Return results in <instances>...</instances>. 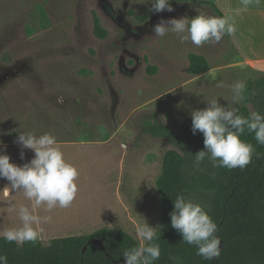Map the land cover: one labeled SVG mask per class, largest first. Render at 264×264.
<instances>
[{"label": "crops", "instance_id": "1", "mask_svg": "<svg viewBox=\"0 0 264 264\" xmlns=\"http://www.w3.org/2000/svg\"><path fill=\"white\" fill-rule=\"evenodd\" d=\"M195 1L171 0L172 4H201ZM202 1L216 5L234 24L235 32L226 40L210 43L214 44L212 54L184 47L190 45V41L181 43L178 51H185L181 66L176 60L162 66L151 60L149 65L158 69L155 74H149L147 67L144 73L133 77V81L141 79L137 90L143 99L132 107L125 105L127 108L119 114L120 95L101 91L103 85L92 78H73L78 86L73 88L75 90H67L63 80L56 76L54 79L53 74L42 78L45 86L37 95L31 92L16 94L15 100L21 102L22 108L47 116L38 123V129L31 131L38 132L37 135L48 132L54 135L65 158L79 170V191L69 207H57L50 212L45 206L37 209V214L50 216L52 220V224L41 225L46 236L41 242L43 245H49L54 238L91 235L100 229H121L136 239L132 220L147 222L156 227V231L161 228L163 208L157 182L163 173L165 154L173 146L165 138L143 133L135 123L140 113L155 112L169 127L181 132L184 120L192 118L191 111L183 108L186 100L182 96L206 87L216 88L214 94L228 96L225 106L237 110L243 105L251 108L252 104L244 99L245 91L237 102L231 86L236 81H243L247 87L252 80L264 76V0ZM201 5L219 17L211 5ZM195 52L209 61V69L198 75L187 71L189 54ZM209 54L215 58L213 63ZM218 55L222 58L218 59ZM62 70L59 71L61 75ZM159 79L174 84L147 94L148 88ZM193 82L197 84L189 85ZM18 104L16 102V107ZM0 141V149L13 163L22 166L34 157L32 150L24 149L21 159V148L15 143L16 139ZM150 166H154L153 170ZM148 179L147 184L145 180ZM8 183L6 179H0V189ZM102 193L106 203L99 207L94 197ZM22 197V193L12 196L14 199ZM24 205L30 207L31 202L26 200ZM13 217L9 200L0 199V232L19 226L18 216L15 220Z\"/></svg>", "mask_w": 264, "mask_h": 264}, {"label": "rangeland", "instance_id": "2", "mask_svg": "<svg viewBox=\"0 0 264 264\" xmlns=\"http://www.w3.org/2000/svg\"><path fill=\"white\" fill-rule=\"evenodd\" d=\"M172 7V12L156 13L150 10L151 0L146 4L135 0H0V140L17 139L20 132L40 127L38 123L47 116L25 110L15 97L23 92L37 95L45 86L42 78L53 74L54 79L63 80L67 90L78 86L73 78L97 80L103 85L101 91L120 95L118 114L127 108L125 105L132 107L140 102L144 97L137 90L141 79L133 81V77L144 73L151 60L161 66L172 60L180 66L184 63L185 51H178L182 45L177 36L171 33L164 38L154 36V26L161 19L193 18L200 12L214 16L210 8L201 4L175 3ZM94 12L109 32L105 39L94 34ZM44 13L50 14L53 26L28 36L27 27L37 26ZM184 47L210 54L214 50V44L210 43L196 47L190 42ZM210 56L213 63L215 58ZM173 84L156 80L147 94ZM213 91L216 88L206 87L182 96L186 100L183 108L203 109L207 107L206 100L211 99L225 104L228 96ZM16 102H19L17 107ZM250 110L254 112L252 106ZM153 167L150 166L152 170ZM145 181L148 184L149 179ZM104 197V193L95 195L97 206L105 205ZM26 200L12 198L17 205L13 210L14 220L19 205ZM51 221L46 224H52Z\"/></svg>", "mask_w": 264, "mask_h": 264}, {"label": "trees", "instance_id": "3", "mask_svg": "<svg viewBox=\"0 0 264 264\" xmlns=\"http://www.w3.org/2000/svg\"><path fill=\"white\" fill-rule=\"evenodd\" d=\"M211 5L219 17H224L210 1L196 0ZM94 34L100 39L108 36L101 19L94 12ZM50 14L44 13L37 26L26 29L32 37L53 26ZM229 38L225 35L223 40ZM209 69V61L203 55L189 54L188 73L201 74ZM149 65L147 72H157ZM245 101L252 104L254 112L264 115V76L248 83ZM238 114H251L248 106L238 109ZM143 133L165 138L173 148L164 158L163 173L157 182L162 208L163 223L157 231L161 256L154 264H264V145L254 138V133L245 131L241 137L254 146L252 162L244 169L229 170L214 167L206 159L199 170L193 167L194 155L204 149L202 133L192 132V118H186L181 132L169 127L155 112L145 111L136 118ZM183 194L205 210L217 224L216 235L221 239V255L205 260L196 254L197 248L182 241V236L171 226L170 213L174 200ZM99 239L102 249L94 242ZM138 246V241L121 229H100L91 235L54 238L49 245L41 241L26 242L18 246L0 237V255H6L8 264H125L122 253Z\"/></svg>", "mask_w": 264, "mask_h": 264}, {"label": "clouds", "instance_id": "4", "mask_svg": "<svg viewBox=\"0 0 264 264\" xmlns=\"http://www.w3.org/2000/svg\"><path fill=\"white\" fill-rule=\"evenodd\" d=\"M148 2L135 0V3ZM150 10L160 13L165 10L172 12L174 9L171 0H151ZM235 30L234 24L227 18L209 16L203 12L193 18L161 19L153 28L154 36L164 38L170 33L175 34L182 44L190 41L196 47L219 43L225 35ZM231 88L238 102L243 98L246 85L243 81H236ZM206 102V108L193 109L190 113L193 134L200 132L204 136V149L194 155L193 167L199 170L208 159L214 167L229 170L246 168L252 162L255 149L241 137L247 130L248 133H254L258 144L264 145V115L252 112L244 117L238 114L236 108L221 105L217 99ZM15 143L21 148V159L24 158V149L32 150L34 157L21 166L11 162V157L0 149V179L9 182L0 189V199L9 200L10 207L15 210L17 205L11 198L14 193H22L31 205H19V226L4 229L0 237L21 246L26 242H42L46 239L41 225L48 223L51 217L40 216L37 209L45 206V210L50 212L57 207H69L79 191V170L65 158L56 137L51 133L37 135L33 131L20 132ZM121 147L126 148L127 145ZM170 217L171 226L182 236L183 242L196 246L198 256L205 260L219 258L221 239L216 235L217 224L203 205L178 194ZM132 223L138 246L122 253L125 264H154L161 256L160 245L155 243L157 228L147 222L132 220ZM0 264H8L6 255H0Z\"/></svg>", "mask_w": 264, "mask_h": 264}, {"label": "water", "instance_id": "5", "mask_svg": "<svg viewBox=\"0 0 264 264\" xmlns=\"http://www.w3.org/2000/svg\"><path fill=\"white\" fill-rule=\"evenodd\" d=\"M94 242L97 243L98 245H100V247H101L102 249H105V245L103 244V242H102L101 240H99V239H95ZM221 245H222V244H221ZM120 261L123 262V263H125V258H121Z\"/></svg>", "mask_w": 264, "mask_h": 264}]
</instances>
